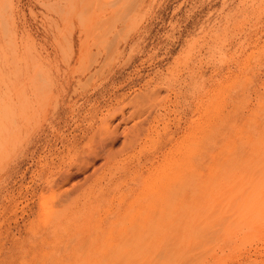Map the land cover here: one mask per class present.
<instances>
[{
    "label": "rangeland",
    "instance_id": "rangeland-1",
    "mask_svg": "<svg viewBox=\"0 0 264 264\" xmlns=\"http://www.w3.org/2000/svg\"><path fill=\"white\" fill-rule=\"evenodd\" d=\"M0 264H264V0H0Z\"/></svg>",
    "mask_w": 264,
    "mask_h": 264
}]
</instances>
